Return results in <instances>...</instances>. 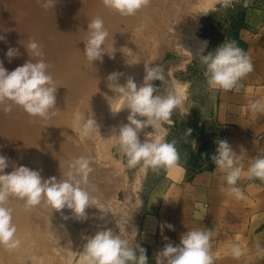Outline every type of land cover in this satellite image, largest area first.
<instances>
[{"label":"rangeland","instance_id":"374dc122","mask_svg":"<svg viewBox=\"0 0 264 264\" xmlns=\"http://www.w3.org/2000/svg\"><path fill=\"white\" fill-rule=\"evenodd\" d=\"M184 1L181 0L169 10L162 0H155L153 4L156 5L151 7L156 11L155 20L148 25L145 19L142 25L135 28L132 36H136L125 46L130 52L127 57L120 58L126 64L127 68L122 69L125 73L117 69V73L121 72L120 80L124 81L121 85L132 77L139 87L143 84L145 66H153V61L160 59L158 66L163 70L164 80L152 82L159 93L166 94L178 86L187 85L185 107L188 109H174L170 116L171 123L161 124L166 133L165 140L175 143L178 159L171 166L156 169L145 167L142 162L129 167L127 156L113 137V129L118 130L127 123L128 111L114 115L110 112L108 101L98 106L89 105L93 98L88 97L84 105H75L69 132L57 131L52 124L43 131L44 136L49 134L51 147L63 149L69 142L77 149L74 157L65 155L56 162L53 171L40 173L43 179L53 176L59 179L60 172L64 169L68 171L76 158H89L95 178L98 176L91 178L96 182L92 190H96L97 195L93 197L98 203L86 209V218L71 220L67 210L54 212L51 209V214H46L50 219L40 223L34 214L35 206L28 207L23 200L11 198L7 206L15 204L31 212L28 223L33 224L17 233L22 241L21 246L8 250L16 258L30 264H80V253L87 238L97 231L111 229L133 246L141 244L147 250L149 264H156V254L171 242L169 229L165 227L162 230L160 227L170 224L166 214L170 175L173 181L180 180L179 171L183 168L188 167L196 173L204 167L201 155L217 140L214 123L219 113L224 111L219 105H251L255 101L264 103V95L250 94L243 87L249 73L243 79L244 84L239 83L240 78L230 90L210 87L205 76L206 68L200 60L201 54L206 55L224 41H238L237 46L247 55V46L239 39V31L245 24L247 10L253 8L254 4L250 0H205L183 6ZM102 5V0H57L54 8L45 10L37 0H0V36L4 37L0 40V61L9 72L13 71L29 59L24 45L36 40L43 47L44 58L50 65L49 72L54 80L68 79L70 59L78 42L84 43L88 22L97 17ZM125 22L109 30L105 46L111 37L120 35ZM152 27L155 29L153 34L148 31ZM10 47L17 48L20 53L11 62L6 57ZM132 52L136 55L133 56ZM81 58L82 71L72 78V82L79 83L91 64L83 55ZM111 89L114 91L113 83ZM112 90L108 98L115 95ZM59 92L61 103L51 110L54 114H50L48 120L52 123L65 112L66 99L73 96L71 86L57 88L56 93ZM76 102L77 98L75 100L73 97L72 103ZM91 113L98 127L91 136L85 137L82 124L84 117ZM29 116L22 107L15 105L11 113L0 111V154L9 159L5 173H10L13 165L38 170L39 164H43L47 158L46 151L37 149L46 141L45 138H38V130L33 127L32 120L37 117L31 116L29 119ZM189 128L192 129L191 135L186 131ZM142 131L145 135L149 132L153 136L160 134L159 129L151 127ZM111 189L113 192H110ZM107 190L111 195L107 196ZM161 210L162 215L159 216Z\"/></svg>","mask_w":264,"mask_h":264},{"label":"clouds","instance_id":"9594fccd","mask_svg":"<svg viewBox=\"0 0 264 264\" xmlns=\"http://www.w3.org/2000/svg\"><path fill=\"white\" fill-rule=\"evenodd\" d=\"M37 3L48 10L54 8L57 0H37ZM102 3L122 16H133L146 7L149 0H102ZM86 33L83 54L88 62L92 65L95 61L102 62L105 55L114 59L115 51L105 46L109 32L101 18L89 21ZM3 39L0 36V40ZM24 47L29 59L13 71L9 72L3 61H0V111L11 113L15 105L22 107L31 116L46 118L55 108L58 87L49 72L50 65L44 58L40 42L30 40ZM19 55L17 48L10 47L6 52L9 62ZM200 60L206 68L207 83L212 88L230 90L240 78L253 71L250 58L235 42L224 41L206 55L201 54ZM120 75L114 72L108 76V81L113 82L114 91L111 90L115 95L106 99L112 114L125 110L129 113L127 123L118 130L113 129V137L127 156L129 167L141 162L145 167L153 169L173 165L178 159L175 143L165 140L166 133L161 124L171 123L170 116L174 109H188L185 107L187 85L178 86L166 94L159 93L152 82L164 80L160 66H145L143 84L139 87L132 77L125 84H118ZM250 110L253 115L262 112L264 103L255 101L251 103ZM97 127L93 113L85 116L83 136H91ZM147 127L159 129L160 134L153 136L149 132L144 142H141L138 134ZM186 131L191 135V128ZM210 158L216 168L226 173L224 179L228 187L225 190L237 199L244 198L240 188L236 187L242 174L264 179V157L255 158L247 173H244L243 166H238L237 153L227 140L219 139L216 142L215 155ZM8 167V157L0 154V247L15 250L22 243L17 236L18 229L13 222L12 210L7 206L11 198L23 200L28 207L37 206L43 201L54 212L67 208L78 219L86 218V209L98 203L85 187L93 171L87 157L76 158L69 165L68 171L61 173L59 179L55 176L43 179L40 171L24 165H13V170L5 173ZM160 227L162 230L165 227L174 229L171 224H162ZM209 242L210 231H187L180 237L179 244L167 243L156 254V264H214ZM232 251L236 256L240 255L238 247H234ZM80 264H149V260L147 250L141 244L133 246L129 240L122 239L111 229H105L87 238L80 253Z\"/></svg>","mask_w":264,"mask_h":264},{"label":"crops","instance_id":"0c3cea01","mask_svg":"<svg viewBox=\"0 0 264 264\" xmlns=\"http://www.w3.org/2000/svg\"><path fill=\"white\" fill-rule=\"evenodd\" d=\"M250 2L254 7L247 10L239 39L247 46L253 71L243 87L250 94L264 95V0ZM244 77L239 83H245ZM219 108L224 111L214 123V142L227 140L237 153L238 166L242 165L247 173L255 158L264 157V111L253 115L250 105ZM215 148L216 144L201 155L204 167L200 171L193 173L185 167L179 171L180 180L175 181L170 175L166 210L174 226L169 230L170 243L179 244L187 231H210L209 251L214 264H264V179L242 174L236 187L244 198L237 199L225 190L226 173L216 168L210 158ZM234 247L240 249L239 256L233 253Z\"/></svg>","mask_w":264,"mask_h":264},{"label":"bare ground","instance_id":"6f19581e","mask_svg":"<svg viewBox=\"0 0 264 264\" xmlns=\"http://www.w3.org/2000/svg\"><path fill=\"white\" fill-rule=\"evenodd\" d=\"M162 1L164 3H166L167 8L169 10H172L171 7L176 5L177 3H179L181 0H162ZM185 1H184L185 4L182 3L183 6H189L190 4H193V3L199 4L205 0H187L186 2ZM154 2H155V0H149L148 5L142 9H140L139 11H137L136 14L133 16H122L119 13H116L114 10H111V9L105 7L104 4L101 6V8L99 9V13H98L97 17L101 18L104 21V26L108 32L111 28H113L114 25L118 26L121 23H123L124 21H126L125 22L126 24L122 28L120 35L117 37H111V39L108 42V45L106 46V47L115 51L114 59H111V58H109L108 55H105L103 57L102 62L101 61H95L93 63V65L92 64L89 65L88 69L86 71H84L83 77H82L81 81H79V83L75 82V81L72 82V78L75 77L76 75H78L82 71V66L80 65L82 63L81 56L83 55V58H85V56L83 54V50H84L85 45H84V43L78 42L77 47H76V49L72 55V58L70 59L71 66L69 67V71L67 73V75H69L68 79H64V80L60 81V79L57 78L55 81L58 89H60V87L66 88L68 86H71V89L73 90L72 98L66 99L67 107H66L65 112L62 113L61 115H59L57 117L56 121H53V123L48 121V120H50V114H54L53 111H50L49 115L46 118L37 117V119L32 120L33 121V123H32L33 127L38 130V138H40V139L45 138L46 139L45 143L37 149L40 151H46L48 153L45 162H43V164L42 163L39 164L37 171L49 173L50 171H53L56 168L55 167L57 164L56 162H58L60 159H62L65 155L74 157V151H76L77 149H75L73 146H71V144L69 142H67V145H64L63 149H61V147L59 149H56L55 147H51V141L49 142V134L47 136H44L43 131L46 129L47 126H50L52 124V127L57 131L65 130V131L69 132V128L71 125V114H73V111L76 108L75 105H78V106L84 105L87 102L88 97H90V99L93 98L92 102H90L89 105H97L98 106V105H101L103 102L108 101L106 99V97L108 98V94H110V90H111V86H112L113 82L108 81L107 78L111 73H114V72L117 73V69H119L122 73H125L122 69H125L126 64L123 60H120V58L121 57H123V58L127 57V55L129 54L130 51H127L125 49V46L130 40L134 39V37L136 36V34H134L132 36V33L135 30V28L138 27L139 25H142V22L145 19L148 20V25L150 23H152V21L155 20L156 11H155V9L151 8V7L156 5V3L153 4ZM143 27L145 28L146 26H143ZM141 30H142V28H141ZM148 31L151 32L152 34L155 33V29L153 27L151 29H149ZM148 42L149 41H147V43ZM157 42L159 43V41H157ZM149 46H150V43H149ZM132 55L134 56L136 54L132 52ZM85 60L87 61L86 58H85ZM115 60H116V63H114ZM158 62L160 63V59L158 61L154 60L153 66H158ZM114 65H116V66H114ZM121 72H119V73L121 74ZM123 82L124 81L122 79L120 80V76H119L117 83H120V85H121ZM73 97L75 98V100L77 98L76 104L72 103ZM60 103H61V100H60V92H59V93H56V105H60ZM30 117H31V115L28 118L31 119ZM138 135H139L141 142H144V140L146 138V135L144 134V132L141 131ZM66 171H67V169H64L62 172H60V175H61V173H64ZM93 171L90 173V175L88 177V183L85 187L90 192V194L95 197L97 195L96 190L93 191L92 186L96 185V182H95V180L92 181L91 178L94 176L93 178L96 179L98 176L95 178L96 175L94 174ZM104 173H106V172H104ZM102 176L104 177V175H102ZM113 186H111V187H113ZM114 188H116V187H114ZM111 190L112 191H110V192H113V189H111ZM110 192H108V190H107V196L111 195V194L108 195V193H110ZM100 195H102V194H100ZM102 196H104V195H102ZM115 196H116V194H115ZM101 198L102 197H100V199ZM109 199H110V197H109ZM105 202H107L106 199H105ZM12 204H13V202H12ZM105 205H106V203H105ZM108 206H109V204H108ZM8 207H10L12 210L13 222L16 224L17 229H18L17 233L24 231L27 226H33L32 223H28V217H29V215H32L31 212H26L24 209L20 208L19 206L15 205V204L8 206ZM51 209L52 208L49 207L43 201L39 205L35 206V208H34L35 213L34 214H35L37 219L39 218L38 220L40 221V223L46 222L48 219H50V217H47L46 214L47 213L51 214V212L53 210V209L52 210ZM65 210H67L69 212V217L71 220H76V219L78 220V218H76L70 210H68L66 208H65ZM55 219H56V216L54 217L53 220H55ZM73 223L75 224V222H73ZM91 224H93V223H91ZM73 227L77 229V226L73 225ZM0 264H30V263L23 260L22 258H16L14 254H12L11 252L8 251V249H6L4 247H0Z\"/></svg>","mask_w":264,"mask_h":264}]
</instances>
